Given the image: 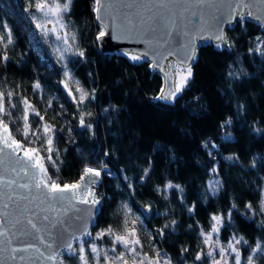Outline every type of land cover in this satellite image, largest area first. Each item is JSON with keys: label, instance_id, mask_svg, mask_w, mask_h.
<instances>
[{"label": "trees", "instance_id": "obj_1", "mask_svg": "<svg viewBox=\"0 0 264 264\" xmlns=\"http://www.w3.org/2000/svg\"><path fill=\"white\" fill-rule=\"evenodd\" d=\"M34 4L35 0H0L4 36L0 90L13 92L10 103L17 105L4 119L22 139L16 129L23 125L19 101L26 97L44 117L40 121L29 113L33 130L44 122L53 126L52 157L59 172L48 169L53 178L60 177L58 182L77 180L85 166L106 163L111 168L103 174L102 208L94 234L109 225L120 231L127 218L129 227L131 221L143 226L139 230L143 248L138 250L149 257H155V249L170 264H208L207 255L196 260L198 252L206 253L201 230L208 231L211 217L219 214L224 218L220 241L234 234L243 237L247 243L238 247L241 264H246L258 241L264 248V54L255 49L264 38L261 27L237 20L226 29L229 49L200 46L181 94L164 102L157 98L161 76L148 62L99 50L94 0H73L70 12L64 14L76 37L65 65L37 27L39 11ZM65 73L71 75L70 90L65 87ZM77 81L94 93L83 103L75 91ZM37 82L40 87L35 89ZM5 101L9 103L7 96ZM40 134L43 139L42 129ZM40 144L36 140L35 146ZM41 153L46 157L47 152ZM212 181H219L215 193ZM94 237L84 245L89 264H96L89 248ZM95 243L109 256L124 251L116 245L112 252L108 236ZM254 263L264 264V251L254 254ZM64 264H81L79 253L66 256Z\"/></svg>", "mask_w": 264, "mask_h": 264}, {"label": "water", "instance_id": "obj_2", "mask_svg": "<svg viewBox=\"0 0 264 264\" xmlns=\"http://www.w3.org/2000/svg\"><path fill=\"white\" fill-rule=\"evenodd\" d=\"M233 10L237 13L243 12L245 20L258 24L264 31V0H102L99 15L103 19H97L98 14L94 12L100 31L102 24L107 25L103 28L106 35L99 40L96 36V42L103 53L119 54L137 63L148 62L162 79L159 97L174 90L178 85L177 74L184 68L185 50L190 39L194 37L195 40L194 61L197 58L198 49L204 44L229 49L227 39L218 41L215 39V34L222 30L226 36V29L231 28L240 19L236 17L230 23L217 24L221 14L227 16ZM249 11L253 13L252 17L247 16ZM134 55H139L141 58L133 60L131 57ZM194 61H189L191 67ZM182 90L173 98L160 100L173 102ZM8 127L12 131L9 124ZM13 135L15 136L14 133ZM15 138L19 140L18 137L15 136ZM0 147L3 145L0 144ZM10 152L11 149L5 148L4 152L0 153V161H3L0 163V176H3L6 181H15L11 187L0 186V228L7 230V238L0 237V264H61V262L64 264L66 256L71 257L77 254L80 241L86 243L92 239L93 228L97 224L102 208L99 189L102 185L103 173L109 172L110 168L107 165V167L105 165L90 166L102 169L101 175L95 178L97 182L90 185V190L98 203L91 205L74 202L76 208H72L68 201L49 202L34 189L29 192L27 189L20 188V184L30 181V177L20 171L26 161L23 159L22 152L19 154V160L9 156ZM40 155L43 156L42 153ZM48 174L51 176L49 169ZM79 180L80 177L68 183ZM87 182L88 178H85L81 182L82 186L87 185ZM81 190L83 191V187ZM10 195L11 199H9ZM22 196L26 199H21ZM5 204L8 206L5 207ZM89 208H92L91 218L87 215ZM143 210L149 218V208L145 207ZM33 212L36 213L35 216H32ZM45 215L49 216L50 221L58 219L61 223L50 230L51 237L41 233L46 236L45 243L42 244L35 239L36 233L27 225L26 217H32L38 228H45L49 224V221L42 219ZM85 224L87 232L91 233L90 236H81ZM21 227L30 233L24 239L35 243L40 252L30 249L27 252L17 253L16 258L13 259L11 247L18 246V240H12L11 246L8 245L7 240L11 239ZM73 236L76 238L73 239ZM65 240H70L72 248L76 251L68 252L64 247ZM45 244H52L53 250L57 252L54 260L46 259L49 253ZM41 252L44 253L43 256L40 255ZM20 256H24L25 259L21 260Z\"/></svg>", "mask_w": 264, "mask_h": 264}, {"label": "snow or ice", "instance_id": "obj_3", "mask_svg": "<svg viewBox=\"0 0 264 264\" xmlns=\"http://www.w3.org/2000/svg\"><path fill=\"white\" fill-rule=\"evenodd\" d=\"M73 0H35L34 7L37 11L44 13L45 16H52L54 20H50L49 23H53L54 27L50 31H57L59 29H65L68 27V23L65 21V13H69ZM33 6L30 4V7ZM102 7V0H94L93 8L94 11L97 12V19H103L99 13ZM247 7V5H244ZM244 13L240 12L237 13L233 10L230 15L225 16L221 14L220 19L217 20V24L223 23H230L233 18L239 17L241 21L244 19ZM247 16L252 17L253 13L248 12ZM35 19V16H33ZM259 19V17H256ZM107 25L102 24V30L98 33L97 39L104 37L106 32L103 30ZM4 27L7 28V25L4 24ZM37 27L45 29L44 24L37 23ZM48 31L47 29H45ZM203 31V29H202ZM63 40L65 44H68L69 33L65 32L63 35ZM75 34H71V39L75 40ZM215 39L218 41H225L227 38L223 34V31H219L215 34ZM259 39V38H258ZM4 40V36L0 35V42ZM7 42L11 44L12 35L11 30L7 32ZM7 47V45H5ZM78 54L80 56L84 55L83 51L78 50ZM63 58V57H62ZM133 60H139L141 57L139 55H134L131 57ZM4 60H7L8 57L5 54L3 56ZM195 59V40L194 37L190 39L188 45L186 46L185 50V57H184V69L183 71L179 72L180 76V83L175 87L174 90L169 91L167 94H162L161 96L157 97L158 99H170L175 97L176 93L180 92L183 87L187 84L188 79L192 75V68L189 61H194ZM66 82L65 87H68V82L71 80L70 73H65ZM77 87L75 91L79 93V103H83L90 95H94V93H88L82 87L79 86V82H76ZM35 89L40 87L39 83L37 82L33 86ZM5 96H7L9 103H6ZM13 96V92L9 91L6 94L0 90V144L3 147H0V153L4 152V149H11V152L8 154L9 156L16 157L17 160L20 159L19 154L22 152L23 159L26 161L24 166L20 169L23 173L30 177V181L28 183L20 184L19 187L23 189L29 190L31 192L33 189L38 192L40 196L49 202H56V201H68L72 208H76V203L78 202L81 204H91L96 205L98 200L95 199L94 193L90 190V185L95 184L96 177L101 175V170L98 168H93L90 166H85L83 173L80 176V180L73 183L64 182L63 184L59 183L60 177L57 175L55 178L48 174V166L55 168L57 173L59 172V167L56 163V160L53 159L52 153L55 151L53 144V126L49 125L47 122L39 125L36 130H33L32 125L29 121V113H34L36 116H39L40 121H44V117L40 115L39 112L35 110V106L30 103V101L25 97L22 98L19 103L23 105V115L21 119L23 120L22 127H18L16 132L19 133L22 139H16L13 135L12 131L8 127V121L4 119L5 116H10V108H16V104H11V98ZM73 99H76L74 96ZM84 113L80 116V123L83 125L85 123L84 120ZM86 115H91V113H86ZM90 127V125H88ZM42 129L43 139H41L40 130ZM36 140H41V144L39 147L36 145ZM47 145L45 148L44 145ZM41 151H45L48 155L42 156L40 155ZM56 155L58 156L59 153L57 152ZM231 159V158H230ZM47 162V166H46ZM3 163V161H0ZM15 171V169H13ZM31 170V171H30ZM85 178H88L87 185H83L82 183ZM14 180H5L3 176H0V186L7 185L11 187L14 184ZM219 184V181H212L210 182V189L213 193L217 190L215 185ZM83 187V191L81 190ZM167 187H179V185H172L169 184ZM91 197V199H89ZM11 195L9 199H11ZM21 199H26V197H20ZM8 205L5 204V207ZM125 207H127L125 205ZM248 207H251L250 205ZM55 211V209H52ZM79 211V209H76ZM264 211V207L261 209ZM67 211V209H65ZM130 211V209H129ZM36 213L33 212L32 216H35ZM87 215L89 218L92 216V208L87 209ZM127 216V214H126ZM230 218V214H229ZM44 221H49V224L45 228H38L37 224L33 221L32 217H26L27 225L30 226L32 230L35 231L36 236L35 239H38L42 244L45 243L46 236L42 235L41 233H46L48 237H51V229L55 228L57 224L61 223L60 220H53L50 221L49 216L45 215L42 218ZM223 217L219 214H214L211 217L212 223L210 225V229L208 231L201 230V236L203 237V244L208 246V250L205 253L203 250L198 252L196 255V260H201L205 255L212 258V264H229L228 257L234 253L233 264H241V253L238 245L242 242L247 243V241L243 240V237L237 238L234 234L232 238L228 241L226 246L220 244L218 233L220 231V226L223 224ZM19 223V221L17 222ZM129 220L126 218L123 224V227L120 231L113 228L109 225L105 229H101L98 231L94 237L92 243L89 244V248L91 253L94 254L96 264H100L101 256H103L104 264H128V260L131 259L133 264H161L162 261V254L155 250V258L149 257L147 253H144L138 250V246L140 249L143 248L141 241L137 235L136 228L134 227L136 221H131L133 227H129ZM175 224V221L172 222ZM15 227V225H13ZM165 228L168 227L166 224ZM121 231L123 234H121ZM161 234H163V229L160 230ZM213 233H216L217 236L213 239ZM30 233L24 228L21 227L17 230V232L13 235L11 239L7 240L9 246L12 245V240H18V246L11 247L12 258H16L17 253L27 252L30 249H35L37 252H40V249L37 247L35 243L29 242L24 239V237L28 236ZM62 235V233H59ZM91 233L87 232V225L85 224L84 230L81 231V236H90ZM108 236L111 238L112 243V251H116V245L119 244L123 247L124 251L116 253L114 256H109L107 250L101 249L96 243L95 240H102L103 237ZM0 237L7 238V230L0 228ZM75 239L76 237H72ZM85 241H80L78 247L79 253V260L81 264H89L88 261V253L85 249ZM64 247L68 252H74L72 248V244L70 240L64 241ZM45 248L48 251V255L46 256L47 260H54L57 257V252L53 250L52 244H45ZM219 249L218 253L216 249ZM187 251V249H184ZM258 251H264V248L261 246V242H257L255 248L252 249V254H249L246 258V264H254V254ZM219 255L220 259H216V255ZM41 256L44 253H40ZM166 255V254H164ZM21 260H24V256H20ZM62 264V262H61ZM163 264H170V261L167 259L163 260Z\"/></svg>", "mask_w": 264, "mask_h": 264}, {"label": "rangeland", "instance_id": "obj_4", "mask_svg": "<svg viewBox=\"0 0 264 264\" xmlns=\"http://www.w3.org/2000/svg\"><path fill=\"white\" fill-rule=\"evenodd\" d=\"M50 20H54V17L52 16H45L44 13L42 12H39V15H38V23L40 24H44L45 25V29H47L48 31H46L45 29H42V31L44 32V34L48 37L49 41L51 42L50 44L52 45V47L54 48L56 54H57V57L59 58V60L61 61L62 64L65 65V58L67 57V54L70 52V48H71V45L73 43V40L71 39V32L68 30V28H65V29H59L57 28V31L53 32V31H50L54 25L53 23H49ZM240 20V19H239ZM67 32L69 33V38H68V44H65L64 40H63V35L64 33ZM257 46L258 48L256 47V51L258 50H261L264 54V38H260L257 42ZM63 57V58H62ZM184 68H182L181 71H183ZM179 71V72H181ZM178 72V73H179ZM180 83V76L179 74H177V84ZM184 88V87H183ZM69 88L67 87V90ZM70 90V89H69ZM48 153H46V156H47ZM100 165V164H99ZM262 202L264 203V190H263V195H262ZM137 226H134L136 228V232H137V235L139 237V230L143 228V226H140L139 224H136ZM221 227V226H220ZM94 232H93V237H94ZM217 236L216 233H213V239H215ZM218 236H219V233H218ZM231 238H229L227 241L225 242H221L220 239V244L223 245V246H226L228 244V241L230 240ZM102 241V240H101ZM119 245V244H117ZM121 246V245H119ZM239 246V245H238ZM121 248H123L121 246ZM78 250V248H77ZM106 250V248H105ZM110 250L112 251V246L110 247ZM208 250V246L206 245V252ZM219 249L217 248L216 249V252L218 253ZM113 252V251H112ZM234 253H232L228 259H229V264H233V257H234ZM208 257V256H207ZM155 258V257H154ZM216 259H220L219 255L217 254ZM163 258H162V261H161V264H163ZM128 264H133V263H128ZM208 264H212V258L211 257H208ZM255 264V263H254Z\"/></svg>", "mask_w": 264, "mask_h": 264}]
</instances>
